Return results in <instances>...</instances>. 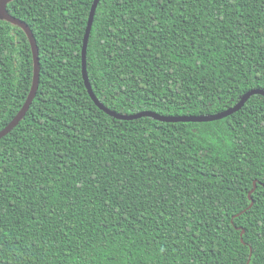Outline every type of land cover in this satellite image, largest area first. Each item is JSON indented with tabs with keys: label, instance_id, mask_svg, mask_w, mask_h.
<instances>
[{
	"label": "trees",
	"instance_id": "trees-1",
	"mask_svg": "<svg viewBox=\"0 0 264 264\" xmlns=\"http://www.w3.org/2000/svg\"><path fill=\"white\" fill-rule=\"evenodd\" d=\"M6 11L39 83L0 139V264H264V96L209 122L106 112L211 116L264 91V0ZM32 77L24 31L0 19V131Z\"/></svg>",
	"mask_w": 264,
	"mask_h": 264
},
{
	"label": "water",
	"instance_id": "water-1",
	"mask_svg": "<svg viewBox=\"0 0 264 264\" xmlns=\"http://www.w3.org/2000/svg\"><path fill=\"white\" fill-rule=\"evenodd\" d=\"M10 1H12V0H0V19L4 20V21H6V22H8L14 26L19 27L20 29H22L24 31V33H25V35L29 41L30 49H31V53H32V58H33V77H32V84H31L30 92H29L23 106L21 107L19 112L16 114V116L11 120V122L0 131V139H2L8 133H10L20 123V121L24 118V116L26 115L27 111L29 110V107H30L35 95H36V92L38 89V83H39L38 49L36 46L34 36H33L32 32H31V30L27 24H25L24 22L12 17L11 15H9L7 13L6 5ZM89 23H90V21H89ZM83 74H84V79H85L86 85H88L84 71H83ZM253 95L264 96V91L259 90V89H254V90L248 91L247 93H245L242 96V98L240 99V101L236 105H234L230 109H227L226 111H223L221 113L211 115V116L165 117V116H161V115H158L156 113H153V112H142V113H138V114L133 115V116L124 117V116L115 115V114L110 113L106 110L105 111L108 114H110L111 116H115L117 118L126 119V120L137 119V118H141V117H151V118H154V119L161 121V122H209V121H214V120H218V119L227 117V116L237 112L239 109L242 108L244 103ZM91 97L96 102L97 106H99L101 109H103L92 94H91Z\"/></svg>",
	"mask_w": 264,
	"mask_h": 264
}]
</instances>
